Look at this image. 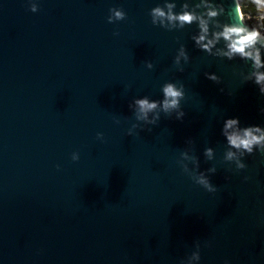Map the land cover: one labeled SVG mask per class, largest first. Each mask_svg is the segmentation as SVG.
Listing matches in <instances>:
<instances>
[{
    "label": "water",
    "instance_id": "obj_1",
    "mask_svg": "<svg viewBox=\"0 0 264 264\" xmlns=\"http://www.w3.org/2000/svg\"><path fill=\"white\" fill-rule=\"evenodd\" d=\"M231 28L238 0H0V264H264V139L223 134L264 137V36Z\"/></svg>",
    "mask_w": 264,
    "mask_h": 264
},
{
    "label": "clouds",
    "instance_id": "obj_2",
    "mask_svg": "<svg viewBox=\"0 0 264 264\" xmlns=\"http://www.w3.org/2000/svg\"><path fill=\"white\" fill-rule=\"evenodd\" d=\"M156 12L161 16L164 15V13L161 12L159 9H156ZM119 15L120 14L117 13V16H119ZM179 19L184 23L190 24L193 20V17L191 14L185 13L184 15L180 16ZM203 30L204 29H202V31ZM240 31H241L240 29L231 28V29H226L223 33H220L219 35L223 36V38L225 40L231 41L229 44V49L231 52H239L241 54H244V48L247 45L251 44L254 41L255 36L258 34L253 33V34H250L247 36H241L238 39L233 40L232 39L233 34L239 36ZM204 39H205V37L203 35H201V36H199V38H194V41L196 44L200 45L201 48H203L204 50H209L208 45L201 43ZM209 43H211V42H209ZM255 61H256L257 66H261L258 55L255 58ZM205 75L208 79H210V80L212 79V74H205ZM262 82H264V73H257L255 83L257 85H261L259 88V92L262 95H264V83H262ZM164 94H165L166 98H171V99L165 100V104H164L165 110H167L169 107H178L179 106V102L176 98L181 97L183 95V93L181 91H177L172 84H169L167 87L164 88ZM136 103L140 105V111L144 112L145 114L148 111L155 108V106H156L154 103L149 104L148 101L145 99L137 100ZM262 111H264V109H262ZM184 115H185V113L182 111L178 115L177 119H182ZM239 125H240V121L238 118H229V119L225 120V122L223 124V134L226 136V141L228 144L232 145L233 147H235V148H241L242 147L249 154H252V146L254 144H259L261 142V140L264 139V137H257L255 135H253V131L259 132L260 127L259 126H247V127H245L243 129V136L239 135L238 131H234L231 134H228V132H227L228 129H233L234 127H237ZM207 151H210V149ZM228 155H229V158H231L233 153L230 152ZM241 167H245V165H241ZM200 183L205 185V187L211 192H215L217 190L212 185L210 180H208L206 178H202Z\"/></svg>",
    "mask_w": 264,
    "mask_h": 264
},
{
    "label": "trees",
    "instance_id": "obj_3",
    "mask_svg": "<svg viewBox=\"0 0 264 264\" xmlns=\"http://www.w3.org/2000/svg\"><path fill=\"white\" fill-rule=\"evenodd\" d=\"M244 21L264 36V0H238Z\"/></svg>",
    "mask_w": 264,
    "mask_h": 264
},
{
    "label": "built area",
    "instance_id": "obj_4",
    "mask_svg": "<svg viewBox=\"0 0 264 264\" xmlns=\"http://www.w3.org/2000/svg\"><path fill=\"white\" fill-rule=\"evenodd\" d=\"M241 17H242V19H243V16H242V13H241ZM244 20V19H243ZM252 27V26H251ZM259 29L260 30H263L264 28L263 27H259ZM253 30L254 31H256V29L253 27ZM257 33H258V31H256ZM259 35H262V34H260V33H258ZM263 36V35H262Z\"/></svg>",
    "mask_w": 264,
    "mask_h": 264
}]
</instances>
